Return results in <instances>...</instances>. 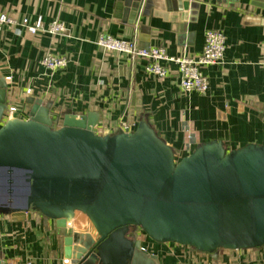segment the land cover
<instances>
[{
	"label": "crops",
	"instance_id": "crops-1",
	"mask_svg": "<svg viewBox=\"0 0 264 264\" xmlns=\"http://www.w3.org/2000/svg\"><path fill=\"white\" fill-rule=\"evenodd\" d=\"M0 14L66 27L60 36L29 37L17 26L0 32V83L7 107L16 109L11 118L27 120L25 101L33 99L48 105L56 128L68 115L90 118L102 137L133 133L145 123L178 161L210 143H220L226 153L264 148V0H0ZM208 31L221 32L226 49L222 63L200 67L208 86L203 96L181 89L172 64H165L168 75L159 79L146 73V60L96 45L109 36L196 60ZM47 54L66 58L67 67L43 69ZM68 229L94 234L79 213ZM152 243L141 247L158 264H264V247L207 254ZM65 260L54 221L31 213L0 215V264Z\"/></svg>",
	"mask_w": 264,
	"mask_h": 264
},
{
	"label": "water",
	"instance_id": "water-1",
	"mask_svg": "<svg viewBox=\"0 0 264 264\" xmlns=\"http://www.w3.org/2000/svg\"><path fill=\"white\" fill-rule=\"evenodd\" d=\"M25 105L27 120L6 118L0 83V215L54 221L71 264H158L134 229L207 254L264 247V148L210 143L178 161L145 123L102 137L88 117L56 128L48 105ZM76 213L93 235L69 231Z\"/></svg>",
	"mask_w": 264,
	"mask_h": 264
},
{
	"label": "built area",
	"instance_id": "built-area-1",
	"mask_svg": "<svg viewBox=\"0 0 264 264\" xmlns=\"http://www.w3.org/2000/svg\"><path fill=\"white\" fill-rule=\"evenodd\" d=\"M9 26L19 27L29 37H34L37 33L60 36L66 31L65 24L59 21H53L44 26L41 21L30 24L27 19H22L20 22H16L9 16L0 14V32ZM225 43V37L221 32H206L202 54L198 59L194 60L188 57H170L163 49H143L135 41H120L109 36H100L96 41V45L106 52L124 54L131 61L136 59L146 60V73L159 79H163L168 75V69L165 64L174 65L179 74L181 89L185 92H194L202 96L206 94L208 86L200 71V67L222 63L226 49ZM67 65L68 60L66 58L53 54L45 55L40 61V66L49 72L63 70ZM6 80L9 81L10 79L7 78ZM27 94H29V91H27ZM14 113H16V109L8 108L6 118H11ZM124 129L128 130L127 127H124ZM187 139L189 140L191 137L187 136ZM24 264L31 263L27 262ZM63 264H69L68 260L63 261Z\"/></svg>",
	"mask_w": 264,
	"mask_h": 264
},
{
	"label": "rangeland",
	"instance_id": "rangeland-1",
	"mask_svg": "<svg viewBox=\"0 0 264 264\" xmlns=\"http://www.w3.org/2000/svg\"><path fill=\"white\" fill-rule=\"evenodd\" d=\"M19 197V194L17 195ZM131 235H133L136 240L140 241L141 244H144V247L149 248L151 246L152 241L148 239L139 229H134L131 231ZM166 247H172L167 245Z\"/></svg>",
	"mask_w": 264,
	"mask_h": 264
}]
</instances>
